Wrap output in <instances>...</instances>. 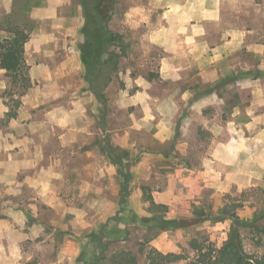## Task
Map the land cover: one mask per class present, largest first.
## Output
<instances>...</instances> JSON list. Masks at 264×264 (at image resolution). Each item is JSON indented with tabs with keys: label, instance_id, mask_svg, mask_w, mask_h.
<instances>
[{
	"label": "rangeland",
	"instance_id": "obj_1",
	"mask_svg": "<svg viewBox=\"0 0 264 264\" xmlns=\"http://www.w3.org/2000/svg\"><path fill=\"white\" fill-rule=\"evenodd\" d=\"M17 2L23 4V0ZM36 2L27 0L25 4L29 6ZM106 3L104 1L102 6L110 13L109 28L122 33L129 46L126 54L121 57L118 75L106 90V104L100 105L97 98H93L84 105V94L79 87L82 72L61 77L59 83L67 91L52 95L49 101L37 107L42 120L54 122L61 112L54 109L55 112L49 115L46 111L48 107L54 108L58 103L69 107L72 99L83 98V113L76 114L75 120L79 127L73 141L64 145L57 143L60 133L71 130L68 126L45 125L41 129L44 154L52 153L57 159L55 164L45 157L41 164L53 168L52 175L48 174L47 177L63 205L41 206L38 215H35V208L27 201L30 194L26 191L19 193L25 201L21 209L27 215V221L23 226L21 223L15 225L36 235L21 242V260L24 264H50L55 253L65 251L70 242L72 247H68L76 249L72 264H80L83 258L81 245L89 236H99L101 225L105 222L115 232L107 234L108 238L119 239L123 234L116 233L124 228L129 229L130 237L144 238L147 228L133 223L131 219L134 215L151 216L146 197L148 194L153 197L162 193L172 202L163 203L167 205L166 217L190 220L195 210L203 209L210 213L207 219L182 228L158 232L151 229L147 232L153 237L151 245L164 253L173 252L183 256L175 261L166 260L165 264H191L190 261L196 258L197 253L189 247L188 241L193 237L207 238L215 245H220L227 235L229 220L212 222L211 217L227 202V196L243 188L225 174L190 176L187 168L199 169L203 166V157L209 148L206 142L211 137L198 120L186 128H180L186 113L184 101L178 100L179 110L176 113H173L170 101L176 95L177 84L161 81L160 77L148 80L151 82V93L161 101L158 104L161 114L155 120H145V130L129 128L133 118L138 119L143 111L138 106H122L125 102L120 99V89L130 94L139 88L134 81L135 77L145 78L148 73L159 74L161 59L169 54L159 41L173 37L169 34L173 31L171 27L193 33L194 25L199 22L204 24V37L210 47L223 43L227 38L241 42L242 47L233 51L229 57L240 61V65L245 63L246 69H239L233 81L230 77L221 78L213 88L219 90L229 103H239L241 106L250 104L255 99L251 90L264 89V0H114L108 9ZM2 9L0 0V24L4 16ZM30 9L27 6L15 8L13 19L27 20L28 27L32 28L35 19L29 15ZM249 45L252 46L250 50L247 49ZM254 48L262 51H253ZM197 70L192 64L183 71L187 84L196 89L203 87L198 81ZM246 77L249 81L245 83L249 85L240 90V96L235 95L237 88H241L237 84L238 80ZM7 81V87L1 95L8 107L16 111L19 106H15V100L21 102V97L27 92H33L31 89L38 82L33 83L31 80L30 86L22 89L18 83L11 85L9 78ZM84 85V88L89 87L87 82ZM75 86H78L76 92L73 91ZM246 109L251 114L264 115V103L261 106L249 105ZM213 112L211 109L207 115L211 116ZM230 113L231 107L225 104L220 117L224 119ZM65 116L67 118L68 115ZM237 117L247 118L243 111ZM7 120L5 115L0 118V124H5ZM152 120L164 125L161 130L164 135L171 134L172 128L169 126L172 124L173 131L176 129L173 139L169 136L165 141L153 139L152 133L156 128ZM258 125L264 126V119ZM249 130L248 135L255 127ZM257 171L259 174L255 180L260 182L255 185L264 187V169ZM10 177L5 178L4 182L10 183V180L19 176ZM141 186L147 187L144 195ZM123 200H127L128 205L122 204ZM251 212L252 209L247 206L238 210L240 216H250ZM247 247L251 249L249 245Z\"/></svg>",
	"mask_w": 264,
	"mask_h": 264
},
{
	"label": "crops",
	"instance_id": "obj_2",
	"mask_svg": "<svg viewBox=\"0 0 264 264\" xmlns=\"http://www.w3.org/2000/svg\"><path fill=\"white\" fill-rule=\"evenodd\" d=\"M26 1L23 0L21 4L17 0H1L3 14L24 6L31 8L29 15L35 19V25L30 29L29 39L24 44V57L29 65L30 79L38 84L31 89L33 92H27L21 97L16 115L9 118L5 124H0V264H24L21 260V242L36 236L26 232L20 225L19 227L15 225L21 223L23 226L27 221V215L21 209L25 201L19 193L26 191L30 194L27 201L35 208V215H38V208L41 206L63 205V201L58 197L54 186L49 184L47 177L48 174L52 175L53 168L41 164V160L43 161L45 157L57 163L52 153L44 154L41 129L45 125L68 126L71 130L68 133H60L61 135L57 136V143L64 145L73 141L76 129L79 127V123L75 120L76 114L83 113L81 105L83 98L72 99L69 107L62 103H58L59 105L54 108L48 107L46 111L49 115L54 109H59L58 111L61 112L57 119L54 118V122L42 120L37 107L49 101L52 95L67 91L64 85L59 83L61 77L67 74L78 75L83 72L80 75L79 87L84 94L82 96L85 98L84 105L87 101L96 98L89 88H84L86 86L84 83L86 84L87 81L83 75L84 65L80 56V46L84 40L81 30L84 24L81 4L77 0H37L36 3H30L28 6L27 3L25 4ZM194 27L193 33L171 27L173 31L169 34L173 37L159 41L169 53L161 59L159 77L161 81L178 85L176 95L170 99L173 113L179 110L178 100L184 101L185 105L186 113L182 117L183 123L180 128H186L193 121L198 120L202 127L209 131L211 137L210 141H205L209 148L203 157V166L199 169L193 167L187 169L190 176L225 174L231 176V181L241 188L254 186L260 182L255 180L256 175L259 174L257 170L264 169L262 140L264 126L258 125L264 119V115L251 114L246 108L249 105L261 106L264 103V89L251 90L255 99L248 103V106L229 103L219 90L213 88V85L223 77H230L233 81L239 69H246L245 63L240 65V61L237 62L235 58L229 57L233 51L242 47V44L227 38L223 43L210 47L204 37V24L196 22ZM0 34H3L1 30ZM251 48V45L247 47L249 50ZM254 50L262 51L260 48ZM192 64L198 69L196 74L203 87L196 89L187 84L188 80L184 77L183 71ZM5 73V69L0 67V118H3L9 110L1 95L8 83ZM134 81L139 88L130 94L120 89V99L125 102L122 106H138L143 111L138 119L133 118L129 128L145 130L147 125L144 121L155 120L156 116L161 114L158 108L161 101L151 93L150 81L144 77H135ZM245 81H249V78L238 80L237 84L241 85V88H237L235 95L240 96V90L249 85ZM76 88L78 86L73 87V91L76 92ZM225 104L231 107V113L223 119L222 116L220 117V111ZM211 109L214 110L213 114L207 115ZM241 111L247 116L246 119L237 117ZM65 114L69 117L66 118ZM152 124L156 128L152 133L153 139L165 141L168 136L173 139L176 129L173 131L172 124L169 126L172 128L169 135H164L161 131L164 125L160 122L153 121ZM252 127H255V130L248 135L247 131H251L249 129ZM10 176L20 178H14L13 184L11 180L10 183L4 182L5 178ZM153 197L155 202L172 203L166 199V194L159 193ZM39 221L41 222V219ZM109 227L108 223L107 230L109 229L108 232L111 234ZM68 246L72 247L70 242L65 247V251L61 250L64 253L60 250L55 253L50 264L74 263L76 249H70Z\"/></svg>",
	"mask_w": 264,
	"mask_h": 264
},
{
	"label": "trees",
	"instance_id": "obj_3",
	"mask_svg": "<svg viewBox=\"0 0 264 264\" xmlns=\"http://www.w3.org/2000/svg\"><path fill=\"white\" fill-rule=\"evenodd\" d=\"M107 2V9L114 0H80L83 9L84 24L82 33L84 42L80 46L81 62L89 90L95 95L100 105L106 104V90L119 73L121 57L129 46L124 35L108 26L110 13L102 6ZM14 9L4 14L0 24V67L5 69L9 83L19 84L26 89L31 84L28 75L29 65L24 57V44L29 39L30 29L27 20L13 19ZM147 80L158 79L159 74L148 73ZM20 101L15 100V106ZM102 111V110H101ZM101 116L103 113L101 112ZM16 115L10 107L7 119ZM147 187L141 186L143 195ZM146 200L150 205L151 216L134 215L133 223L147 228L144 238L129 236V229L118 230L122 237L108 238V222L101 225L100 235H91L81 245L82 263L80 264H165L166 260L183 258L181 254L164 253L150 244L151 229L156 232L166 229L182 228L189 224L207 219L210 215L205 210H195L190 220L169 218L165 216L167 205L157 203L148 194ZM128 205L127 200L122 204ZM252 209L250 216H240L238 210L244 207ZM229 220L227 235L220 245H215L207 238L193 237L188 241L189 247L197 253L191 264H264V187L249 186L236 194L227 196L212 215L211 221ZM158 230V231H157ZM111 234H114L113 230ZM113 232V233H112ZM148 232V233H147ZM115 239V240H114ZM247 245L251 247L248 249Z\"/></svg>",
	"mask_w": 264,
	"mask_h": 264
}]
</instances>
